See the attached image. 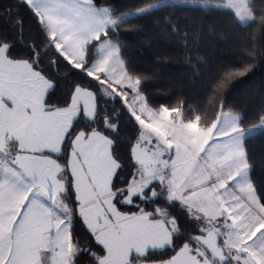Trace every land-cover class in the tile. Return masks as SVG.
I'll list each match as a JSON object with an SVG mask.
<instances>
[{"label": "snow or ice", "instance_id": "snow-or-ice-1", "mask_svg": "<svg viewBox=\"0 0 264 264\" xmlns=\"http://www.w3.org/2000/svg\"><path fill=\"white\" fill-rule=\"evenodd\" d=\"M19 4L35 36L25 42L20 16L16 40L0 34V264H264V188L246 147L264 131V108L246 126L217 103L251 70L255 49L242 50L243 66L209 74L202 105L155 107L119 39L131 18L177 8L224 9L244 32L264 31V0H141L119 15L108 0ZM0 15L11 19L12 8ZM163 23L187 48L178 18ZM61 70L78 78L53 101ZM125 122L127 165L117 150Z\"/></svg>", "mask_w": 264, "mask_h": 264}, {"label": "trees", "instance_id": "trees-1", "mask_svg": "<svg viewBox=\"0 0 264 264\" xmlns=\"http://www.w3.org/2000/svg\"><path fill=\"white\" fill-rule=\"evenodd\" d=\"M159 0H153L157 2ZM103 3L104 0H97ZM119 11L134 10L141 0H108ZM259 6V0H256ZM12 8L11 19L0 15V34L7 35L16 40L17 29L12 26L17 16L23 17L25 22V42L35 36L29 31L31 19L26 7L19 4V0H0V12ZM171 13L178 18L182 29L189 32L188 46L172 35L163 17ZM140 25L138 30L130 31L133 25ZM34 29V25H32ZM120 44L122 55L134 76L141 78L143 94L147 95L153 106L175 104L178 99H185L193 107L202 105L204 98L201 96V84L214 73L218 65L234 63L243 66L244 59L241 52L246 48H254L257 55L250 61L253 67L244 76H238L226 84L217 97V103L223 99L226 104L241 111L246 118V126L256 122V117L261 108H264V31L260 28L249 29L244 32L237 27L227 10H185L177 8L157 11L155 15L143 18H131V22L121 30ZM16 52L23 54L26 48L17 45ZM186 55L191 56V62L186 61ZM203 58L197 62L196 57ZM58 87L53 96V101L60 97L71 87V81L78 77L69 75L64 79L61 70ZM103 104V101H101ZM119 107V105H117ZM111 110V108H109ZM209 115L213 110L208 108ZM83 126V125H81ZM134 133V129L125 122L121 125V135L118 144V153L125 165L128 162L127 140ZM251 160L255 164L252 180L258 188H264V131H254L252 137L246 141ZM122 175H127V169ZM180 217L184 216L179 209L173 210ZM185 227H189L185 225ZM80 232V225L76 226ZM179 242V241H178ZM167 255L156 256L154 259H166ZM82 264H88L83 259Z\"/></svg>", "mask_w": 264, "mask_h": 264}, {"label": "rangeland", "instance_id": "rangeland-1", "mask_svg": "<svg viewBox=\"0 0 264 264\" xmlns=\"http://www.w3.org/2000/svg\"><path fill=\"white\" fill-rule=\"evenodd\" d=\"M157 2H159V1H157Z\"/></svg>", "mask_w": 264, "mask_h": 264}]
</instances>
